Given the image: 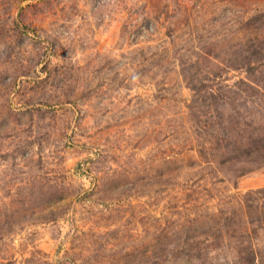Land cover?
Returning <instances> with one entry per match:
<instances>
[{
	"label": "rangeland",
	"instance_id": "374dc122",
	"mask_svg": "<svg viewBox=\"0 0 264 264\" xmlns=\"http://www.w3.org/2000/svg\"><path fill=\"white\" fill-rule=\"evenodd\" d=\"M0 264H264V0H0Z\"/></svg>",
	"mask_w": 264,
	"mask_h": 264
}]
</instances>
